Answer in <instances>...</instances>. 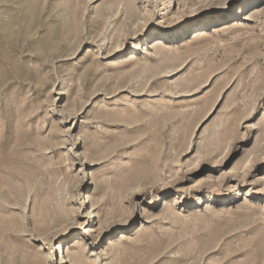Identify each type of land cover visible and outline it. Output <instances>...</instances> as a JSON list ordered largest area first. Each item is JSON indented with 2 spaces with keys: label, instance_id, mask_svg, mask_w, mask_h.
<instances>
[{
  "label": "rangeland",
  "instance_id": "rangeland-1",
  "mask_svg": "<svg viewBox=\"0 0 264 264\" xmlns=\"http://www.w3.org/2000/svg\"><path fill=\"white\" fill-rule=\"evenodd\" d=\"M0 264H264V0H0Z\"/></svg>",
  "mask_w": 264,
  "mask_h": 264
},
{
  "label": "bare ground",
  "instance_id": "bare-ground-1",
  "mask_svg": "<svg viewBox=\"0 0 264 264\" xmlns=\"http://www.w3.org/2000/svg\"><path fill=\"white\" fill-rule=\"evenodd\" d=\"M152 43H155L154 46L151 47V49H153L154 47H157L158 45H160V39H155Z\"/></svg>",
  "mask_w": 264,
  "mask_h": 264
}]
</instances>
